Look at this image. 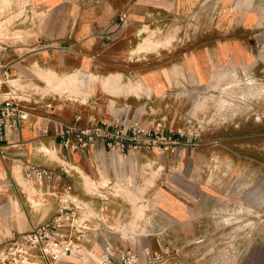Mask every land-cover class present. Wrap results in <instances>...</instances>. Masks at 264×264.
I'll list each match as a JSON object with an SVG mask.
<instances>
[{"label":"crops","instance_id":"crops-1","mask_svg":"<svg viewBox=\"0 0 264 264\" xmlns=\"http://www.w3.org/2000/svg\"><path fill=\"white\" fill-rule=\"evenodd\" d=\"M231 3V9L241 6V0ZM210 6V0H0V63L5 65L0 67V102L13 90L31 98L25 101L30 116L16 132H7L0 145V246L22 232L52 223L68 187L101 218L93 220L97 227L130 221L139 212L143 218L135 235L142 258L145 247L163 248V236L157 231L162 222H154L151 237L142 234L150 223L146 207L151 202L169 214L174 230L195 222L198 208L202 214L209 212L211 202L221 196L193 176L205 173L201 162L214 159L212 148L224 142L213 141L205 132L199 146L190 145V136L180 139L185 114L198 109L188 93L209 90L228 61L256 65L255 45L262 35L255 34L257 18L239 13L230 22L226 17L217 26L204 24L201 43L189 38L154 51L139 47L149 31L164 30L180 18L193 19L198 12L209 14ZM121 14L127 17L125 23ZM212 26L217 31L214 38ZM241 30L253 34L241 35ZM37 67L60 76L87 72L96 77L90 94L80 95L87 101L64 97L62 92L39 95L13 83L30 77L44 82ZM111 76L119 77L114 86L105 84ZM112 117L162 130L182 142L175 151L142 148L125 157L110 150L101 137L93 145L74 148L78 138L72 132L67 136L70 145L65 143L67 128L92 127L94 118ZM63 163L74 169L65 172ZM31 165L46 168L52 177L29 178ZM100 233L97 244L102 251L106 234L103 229ZM65 263L75 261L68 258Z\"/></svg>","mask_w":264,"mask_h":264},{"label":"rangeland","instance_id":"rangeland-1","mask_svg":"<svg viewBox=\"0 0 264 264\" xmlns=\"http://www.w3.org/2000/svg\"><path fill=\"white\" fill-rule=\"evenodd\" d=\"M233 1L210 0L209 14L198 12L193 19L180 18L164 30H151L139 47L141 50L154 51L161 46H175L181 39L187 41L189 38H197V42L201 43L204 24L217 26L226 17L230 22L239 13L244 17L253 14L257 18L255 34L262 33L255 45L257 62L254 67L248 63L240 65L228 61L222 64L221 74L212 81L209 90L198 95L188 93L198 109L187 113L199 120H206L208 125L204 132L209 133L210 139H222L224 142L212 148L211 151H215L214 159L201 162L200 167L204 168L205 173L200 171L193 178L208 183L213 192L221 197L211 202V208L205 214L198 208L196 214L199 217H194L195 222H189L179 230L172 229L171 222L166 219L161 226L157 225V231L163 236V247L169 246L164 264H264V0H241L237 10L231 9ZM6 4L9 6L10 1ZM184 23L187 27L183 28ZM239 33L247 36L253 34L242 30ZM216 35L217 31L212 26L210 37ZM76 74L83 76V93L51 88L47 79L40 77L44 82L30 77L26 82L16 80L13 83L44 96L61 92L64 97L89 95L85 89L91 88V74ZM146 180L150 181L148 177ZM129 192L135 200L139 199L137 193L132 190ZM142 218L138 212L132 220L114 223V227L121 229L126 223L124 227L135 235L139 232V220ZM149 222L142 234L149 233L151 237L155 224L154 220ZM120 239L117 232L115 240ZM126 244L138 250L139 237L136 242L128 241ZM93 247L95 251L101 252L97 242H94ZM69 258L75 264H82L80 257Z\"/></svg>","mask_w":264,"mask_h":264},{"label":"built area","instance_id":"built-area-1","mask_svg":"<svg viewBox=\"0 0 264 264\" xmlns=\"http://www.w3.org/2000/svg\"><path fill=\"white\" fill-rule=\"evenodd\" d=\"M120 20L125 23L127 17L120 15ZM0 63V67H4ZM5 74V71H4ZM16 88L15 85H12ZM24 98L16 90L0 102V145L4 141L6 133L16 132L21 124L30 116V110ZM92 127L67 128L63 136L67 137L72 132L77 133L78 141L74 148H85L93 145L97 138H104L110 150L120 152L126 156L129 152L140 151L142 148L151 149L158 147L162 151L172 148L173 151L182 142L184 136H190L192 146H199L200 139L207 127L206 120H199L191 113L184 116V126L179 131L180 139L162 130L153 127L140 126L136 122L127 124L126 118L112 117L107 120L93 119ZM128 127V132L125 127ZM65 143L70 145L67 137ZM62 170H73L69 164H61ZM29 178H51L52 172L37 165L29 167ZM137 184V182L135 183ZM100 195V194H99ZM102 196V195H100ZM148 206V219L150 221L171 222L168 213L163 212L156 204ZM101 219L92 212L88 201L78 199L71 193L68 187L61 198V205L57 216L52 223H46L31 230L14 236L8 242L0 246V264H38L39 261H48L49 264H66L67 258L80 257L82 264H164L169 246L161 250H153L151 246L144 248L145 258L140 252L126 242H136V235L122 225L117 229L112 225L97 227L93 225L95 218ZM161 226V224H160ZM106 234L103 250L97 252L93 244L97 242L101 230ZM119 232L121 241L117 242L116 233ZM95 239V240H94ZM131 244V243H130Z\"/></svg>","mask_w":264,"mask_h":264},{"label":"bare ground","instance_id":"bare-ground-1","mask_svg":"<svg viewBox=\"0 0 264 264\" xmlns=\"http://www.w3.org/2000/svg\"><path fill=\"white\" fill-rule=\"evenodd\" d=\"M4 3H5V1H4ZM76 9V8H75ZM5 29H6V26H5ZM2 31V30H1ZM4 31V30H3ZM5 32H7V31H5ZM9 32V31H8ZM36 64V63H35ZM37 66H38V64H37ZM35 71L37 72V73H39L38 74V77H40V78H44V79H47L46 81H48L49 82V85L51 86V88H55V89H61L62 90V92L63 91H67V90H69V91H71V92H79V93H83V91L81 90V89H83L82 87V81H81V79H82V77L83 76H81V75H78V74H76V73H74V74H70V75H65L64 73V75L65 76H60L59 74H57V73H55V71L53 72V71H51V70H44V69H42V68H40V67H37L36 69H35ZM90 78H89V83H92V82H94L95 81V79H96V77H94V76H92V75H90L89 76ZM15 79V78H14ZM19 79H21L20 77H19ZM118 79H119V77H117V76H111L110 78H108L107 79V81H105V84L106 85H111V86H114V85H116L117 84V82H118ZM17 80V79H16ZM43 80V79H42ZM102 80V79H101ZM104 83V82H103ZM102 83V84H103ZM129 83V82H128ZM117 87V86H116ZM126 88H127V86H125ZM117 90V89H116ZM119 90V89H118ZM125 90V89H124ZM85 91H86V93H89L90 92V89L89 90H87V89H85ZM85 91H84V93H85ZM126 91H128L127 89H126ZM125 91V92H126ZM119 93V92H118ZM118 93H117V95H118ZM127 93V92H126ZM122 94H124V93H122ZM78 96V95H77ZM88 96V95H87ZM80 97V96H79ZM79 97H76V98H79ZM127 97V96H126ZM80 98H83L82 100L83 101H87V98H85L84 96L83 97H80ZM51 150V149H50ZM49 151V150H48ZM57 151V150H56ZM50 153V152H49ZM16 168V167H15Z\"/></svg>","mask_w":264,"mask_h":264}]
</instances>
